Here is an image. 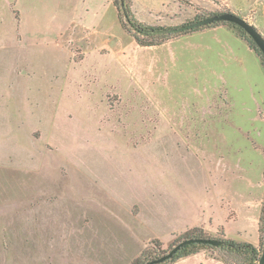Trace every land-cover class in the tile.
<instances>
[{
    "label": "rangeland",
    "instance_id": "rangeland-1",
    "mask_svg": "<svg viewBox=\"0 0 264 264\" xmlns=\"http://www.w3.org/2000/svg\"><path fill=\"white\" fill-rule=\"evenodd\" d=\"M126 1L147 30L228 11L264 36V0ZM133 35L113 0H0V264H142L192 228L256 249L194 253L258 263L260 51L226 22ZM212 192L240 236L182 231Z\"/></svg>",
    "mask_w": 264,
    "mask_h": 264
},
{
    "label": "water",
    "instance_id": "water-1",
    "mask_svg": "<svg viewBox=\"0 0 264 264\" xmlns=\"http://www.w3.org/2000/svg\"><path fill=\"white\" fill-rule=\"evenodd\" d=\"M214 22H226L231 23L233 25H236L237 27H240L243 29V31L250 37V39L253 41L255 46L260 51L263 59H264V36L258 31V29L249 23L246 19L238 16L235 13L224 11L215 13L213 15H210L208 17L192 21L187 24L180 25L178 27H170L166 29H160V30H153L150 31V34H163V33H177V32H184L188 30H193L199 27H203L206 25H209ZM205 244L210 245L212 247H220L224 244V241L217 238H211V237H188L180 240L175 245H173L170 249H168L164 254L155 257L151 260H148L142 264H160L163 263L173 257V255L180 250L183 246L189 245V244ZM257 264H264V234H263V244H262V251L261 255L259 257Z\"/></svg>",
    "mask_w": 264,
    "mask_h": 264
},
{
    "label": "crops",
    "instance_id": "crops-1",
    "mask_svg": "<svg viewBox=\"0 0 264 264\" xmlns=\"http://www.w3.org/2000/svg\"><path fill=\"white\" fill-rule=\"evenodd\" d=\"M215 191L216 192L218 191V187H216ZM214 195H215V192H212V195L210 196H206L205 198L195 197L194 200L191 201V204L188 206V209L186 211L187 214L185 217V221L182 225V229H183L182 231L187 230L192 227H201V228H204L205 230H209V233H211L212 235H215L217 233L218 228L223 223L225 224L228 223V221L226 220L227 213H225V210L223 208H219V206L217 205L219 199L216 198ZM211 216H213L214 219ZM239 223L240 221L231 223L230 224L231 228L235 230V232L230 234L228 233V229H226L225 230L226 233L230 234V236L232 237L239 235L240 231H244L243 229L244 223L242 226L239 225ZM245 225L248 226L247 223ZM199 255L201 256V259H202V262H200V264H222L221 262L217 261L213 257L209 256L207 252L204 250L181 257L175 260L172 264H179L180 262L186 261L192 257L199 256Z\"/></svg>",
    "mask_w": 264,
    "mask_h": 264
},
{
    "label": "trees",
    "instance_id": "trees-1",
    "mask_svg": "<svg viewBox=\"0 0 264 264\" xmlns=\"http://www.w3.org/2000/svg\"><path fill=\"white\" fill-rule=\"evenodd\" d=\"M113 4H114V6H116L117 11L119 12V14H121L125 18L126 23L130 26V28H132L135 31V35H133V36L135 37L137 42H138V38H137L138 34H142V35H145V36L153 35V34H150L149 32L153 31L154 29L147 30V29L143 28L139 23H137L132 18V15L130 13V7H129V5H128L126 0H113ZM122 26H125V24L122 23ZM238 28L241 31H243V29H241L240 27H238ZM185 235H186L185 237H204V235H202V231L200 230L198 232V230L196 228H192V229L188 230L185 233ZM224 245L225 246H229V247L234 248V249H243L244 251L249 252L250 254H252V256H254L256 254V249L250 243H246V242L238 243V242H234V241H224ZM206 246H210V245L197 244V243L185 245L180 250H178L173 255V257L171 259H169L168 261L174 262L175 260H177V259H179L181 257H184V256H187L189 254L194 253L196 251V249L205 248ZM134 263L136 264V262H134Z\"/></svg>",
    "mask_w": 264,
    "mask_h": 264
}]
</instances>
